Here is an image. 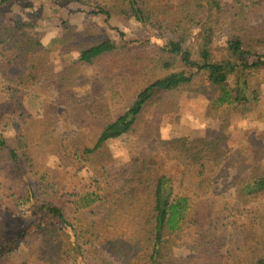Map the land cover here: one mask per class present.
<instances>
[{
	"label": "trees",
	"instance_id": "1",
	"mask_svg": "<svg viewBox=\"0 0 264 264\" xmlns=\"http://www.w3.org/2000/svg\"><path fill=\"white\" fill-rule=\"evenodd\" d=\"M51 1L83 2L106 22L132 18L150 35L140 41L120 33L116 43L65 32L63 49L77 57L57 72L32 24L0 22V82L19 105L16 134L0 132V209L11 218L0 219V264H16L10 254L24 241L28 256L20 264L37 257L53 264H264L263 147L248 162L227 154L218 131L191 145L161 131L163 117L199 82L212 92L207 115L221 130L256 106L264 87V0ZM222 32L229 35L220 45ZM113 63L127 77L122 90L128 81L136 85L118 116L108 104H83L75 92L82 66ZM38 84L57 91L67 134L24 106L23 92ZM4 120L0 113V127ZM128 139L150 149L113 172L108 145ZM55 152L62 167L92 169L95 189L79 200L82 209L97 207L88 218L61 207L58 171L48 165ZM232 168L229 200L212 188ZM181 247L191 255L179 257Z\"/></svg>",
	"mask_w": 264,
	"mask_h": 264
},
{
	"label": "rangeland",
	"instance_id": "2",
	"mask_svg": "<svg viewBox=\"0 0 264 264\" xmlns=\"http://www.w3.org/2000/svg\"><path fill=\"white\" fill-rule=\"evenodd\" d=\"M10 20L32 24L33 31L39 33L43 45L52 49L51 60L57 72L62 71L68 63L77 57L76 51L63 49L61 40H63L65 32L86 34L91 38V42L111 40L116 43L122 42L120 33L125 34L128 40L140 41H145L150 35L146 28L132 18L113 17L109 22H106L104 15L94 14L93 9L83 2L10 0L7 5L0 7V22ZM228 35L224 32L219 35L220 45L225 43ZM262 52L264 53V49ZM118 64L113 63L111 66L102 67L82 66L75 92L83 104H108L112 116H118L125 111L131 103V96L134 94L136 85H132V81H128L125 90L120 88L122 81L127 77L123 75V71L118 70ZM210 94L212 92L204 82H199L194 92L183 94L178 111L163 117L161 126L163 138L184 137L191 145L208 129L218 131L221 134L222 147L229 156L240 155L251 162L260 147L264 149V87L256 106L244 115L232 118L230 125L225 130H221L219 120L207 115ZM23 96L24 106L32 118L40 119L43 116H48L57 122L59 131L68 133L70 128L64 120V107L58 103L55 89L38 84L24 91ZM18 106L4 93L3 83L0 82V113L4 114L5 118L0 132L7 138L16 134L18 115L13 111L18 110ZM108 149L113 160L111 169L113 172H118L128 167L137 153L143 150L147 151L150 147L139 148L135 139H128L113 141L108 145ZM57 153L60 157L62 156L60 151ZM52 155L53 152L50 153V156ZM48 165L58 171L59 203L66 214L78 212L84 218H88L91 213L97 211V207L82 209L79 206V200L86 192L95 189L96 183L90 167H85L82 171H77L73 164L72 167H62L56 152L54 157H50L48 160ZM168 170L175 176L180 172L175 166H170ZM227 172L228 174H224L229 177L217 179L212 189L215 193L233 200L235 193L230 182L231 176L235 175L237 171L232 168ZM19 215L25 223L29 221L28 214L19 213ZM0 219L6 223L11 222L8 213L2 209H0ZM176 253L182 259L191 255L188 249L182 247L178 248ZM27 256L28 250L25 241L20 243L10 254L16 264L22 263L27 259ZM31 264L53 263L48 257H37Z\"/></svg>",
	"mask_w": 264,
	"mask_h": 264
}]
</instances>
